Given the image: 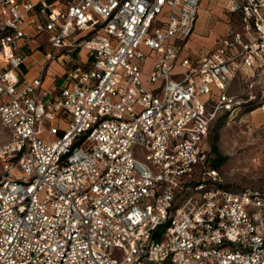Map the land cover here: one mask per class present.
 <instances>
[{"label":"built area","instance_id":"2783aa9c","mask_svg":"<svg viewBox=\"0 0 264 264\" xmlns=\"http://www.w3.org/2000/svg\"><path fill=\"white\" fill-rule=\"evenodd\" d=\"M199 5L0 0V264H264V191L225 187L208 143L264 103V0L189 51Z\"/></svg>","mask_w":264,"mask_h":264},{"label":"rangeland","instance_id":"374dc122","mask_svg":"<svg viewBox=\"0 0 264 264\" xmlns=\"http://www.w3.org/2000/svg\"><path fill=\"white\" fill-rule=\"evenodd\" d=\"M226 5L227 0H200L195 31L190 36V44L193 47L202 45L205 50L209 49L225 27L232 22ZM44 36H41V40ZM62 70L60 62L51 61L47 84L53 81L50 76L58 79ZM33 72L35 69L30 65L28 76ZM56 84L62 85L63 80L58 79ZM228 90L239 98H244L240 73L234 77ZM262 104L264 103L258 99L242 103L237 111L221 113L212 123L208 136L209 148L216 134V146L226 157L224 162L216 167L225 187L233 190L250 188L264 191V109L260 107ZM214 156L210 149L211 161ZM145 264L156 263L146 261Z\"/></svg>","mask_w":264,"mask_h":264},{"label":"crops","instance_id":"0c3cea01","mask_svg":"<svg viewBox=\"0 0 264 264\" xmlns=\"http://www.w3.org/2000/svg\"><path fill=\"white\" fill-rule=\"evenodd\" d=\"M229 2H230V0H227V5H226V9H227V6H228V4H229ZM200 6V5H199ZM228 11V10H227ZM198 16H199V13H198ZM228 16H230L231 17V15L228 13ZM198 20V19H197ZM197 23V22H196ZM228 26V25H227ZM226 26V27H227ZM195 27H196V25H195ZM226 27H225V29H226ZM225 29L223 30V32L220 34V35H222L224 32H225ZM194 31H195V29H194ZM194 31H193V33H194ZM192 33V34H193ZM219 35V36H220ZM218 36V37H219ZM217 37V38H218ZM217 38L215 39V41L217 40ZM214 44H215V42H214ZM214 44H213V46H214ZM187 46H188V50L189 51H192V50H205L204 48H202V45L201 46H198V47H193L191 44H190V38L188 39V44H187ZM212 46V47H213ZM212 47H210L209 49H211ZM42 59H43V57L42 56H40V55H38V56H36V58L35 59H30V61H29V66L31 65V66H33V68L35 69V72H33L31 75H30V77H32V76H34L35 74H36V71H37V63L38 62H40V61H42ZM75 60L78 62V63H80V64H82V65H86L87 64V52L85 51V50H80L78 53H77V55L75 56ZM51 63V62H50ZM49 67H50V64H49ZM48 71H49V68H48ZM49 74H50V71H49ZM60 75V74H59ZM58 75V76H59ZM50 79L51 80H53L54 78L52 77V76H50ZM47 80H49V77H47Z\"/></svg>","mask_w":264,"mask_h":264},{"label":"trees","instance_id":"16d2710c","mask_svg":"<svg viewBox=\"0 0 264 264\" xmlns=\"http://www.w3.org/2000/svg\"><path fill=\"white\" fill-rule=\"evenodd\" d=\"M216 139H217V135L215 134L213 137V141L211 143V146H210L211 152H213L215 154L212 161H210L211 165L214 167H218L226 159V157L219 152V150L216 146Z\"/></svg>","mask_w":264,"mask_h":264}]
</instances>
